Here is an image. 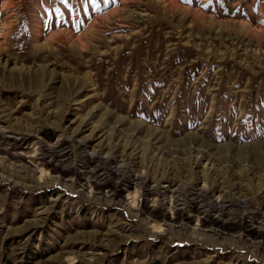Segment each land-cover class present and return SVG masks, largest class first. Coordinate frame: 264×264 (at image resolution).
I'll return each mask as SVG.
<instances>
[{"label": "rangeland", "instance_id": "obj_1", "mask_svg": "<svg viewBox=\"0 0 264 264\" xmlns=\"http://www.w3.org/2000/svg\"><path fill=\"white\" fill-rule=\"evenodd\" d=\"M263 227L264 0H0V264H264Z\"/></svg>", "mask_w": 264, "mask_h": 264}, {"label": "bare ground", "instance_id": "obj_2", "mask_svg": "<svg viewBox=\"0 0 264 264\" xmlns=\"http://www.w3.org/2000/svg\"><path fill=\"white\" fill-rule=\"evenodd\" d=\"M53 158V157H52ZM103 164V163H102ZM90 167V166H89ZM92 169V168H91ZM59 171H60V169H59ZM65 171V170H64ZM94 171V170H93ZM112 171V173H116V172H114L113 170H111ZM42 175V174H41ZM97 175V174H96ZM95 180V179H94ZM97 180V179H96ZM89 182V181H88ZM96 182H98V181H96ZM117 183V182H116ZM130 183H132V182H130ZM134 183V182H133ZM100 184V183H99ZM114 185V184H113ZM104 189V188H103ZM99 191V190H98ZM112 192H113V190H112ZM111 194V193H110ZM194 198H195V196H194ZM200 197H197V198H195V199H199ZM202 199V198H201ZM129 201H130V203H129V205H130V208H132V209H134L135 210V208H138V206H140L141 205V203L140 204H138V199L136 198V196L134 195L133 197H129V199H128ZM173 199L171 198V201H172ZM182 199H179V198H176V199H174L173 200V202H174V204H172L171 205V209H170V213L172 214L171 215V218H170V220H171V225H170V227H174V226H176L175 224L179 221V220H182V216H181V214H180V210L178 209V207L179 206H181L182 205ZM196 203V202H195ZM200 206V205H199ZM247 206V205H246ZM223 206H218L217 204H208V205H202L201 206V210L203 211V215L205 216H202V217H204V219L205 218H209V219H211V221L217 226V227H221L222 229H223V227H224V223L221 221V220H219L218 219V217L216 216V214H219V212L220 211H222L223 210ZM137 210V209H136ZM239 211H241V210H239ZM148 212V211H147ZM212 212H215L216 214L215 215H212ZM244 212V211H243ZM241 213V212H240ZM201 218V217H200ZM239 218V217H238ZM202 219V218H201ZM203 219V220H204ZM200 220V219H199ZM239 220H240V218H239ZM241 221H242V219H241ZM201 221H199V223H200ZM244 222V221H243ZM245 224V223H244ZM146 228L147 229H151L152 230V232L153 233H156V234H161V233H163V231H162V227H160V226H158V225H153L151 222H148V223H146ZM198 225V224H197ZM226 225V224H225ZM242 226V225H241ZM149 227V228H148ZM243 227H245V226H243ZM258 227V226H257ZM259 227H262V226H259ZM225 228V227H224ZM228 228V227H227ZM239 228V227H238ZM247 228V227H246ZM264 228V227H263ZM261 229V228H260ZM200 229H198V231H199ZM219 230V229H218ZM218 230H216V231H218ZM221 230V229H220ZM224 230V229H223ZM245 230V229H244ZM248 230V229H247ZM264 230V229H263ZM261 231V230H260ZM230 232V231H229ZM264 232V231H263ZM260 234V233H259ZM223 235V234H222ZM263 235H264V233L262 234V236L260 237V238H262L263 237ZM92 237L95 239V238H97L98 237V235L97 234H94V235H92ZM254 238V237H253ZM199 239V238H198ZM262 240V239H261ZM255 241V240H254ZM256 241H258V240H256ZM255 241V242H256ZM260 241V240H259ZM255 244V243H254ZM264 245V244H263ZM99 256H102V255H99ZM58 258V257H57Z\"/></svg>", "mask_w": 264, "mask_h": 264}, {"label": "snow or ice", "instance_id": "obj_3", "mask_svg": "<svg viewBox=\"0 0 264 264\" xmlns=\"http://www.w3.org/2000/svg\"><path fill=\"white\" fill-rule=\"evenodd\" d=\"M65 2H67V0H65Z\"/></svg>", "mask_w": 264, "mask_h": 264}]
</instances>
